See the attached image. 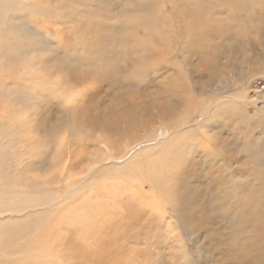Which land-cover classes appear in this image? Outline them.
<instances>
[{"label":"rangeland","instance_id":"1","mask_svg":"<svg viewBox=\"0 0 264 264\" xmlns=\"http://www.w3.org/2000/svg\"><path fill=\"white\" fill-rule=\"evenodd\" d=\"M3 9L0 133L8 140L0 141V221L41 222L32 247H47L51 252L45 255L55 264H68L63 251L70 242L76 264H128L145 248L139 238L161 246L166 263L170 251H176L182 254L178 264H187L184 256L192 264H241L238 257L246 264H264V117L257 121L256 112L264 110L260 9L255 8L254 23L207 14L202 21L213 22L207 27L188 13L185 0H0ZM212 47L219 78L209 86L213 68H206L209 59L196 51L210 55ZM160 66L163 72L158 73ZM189 66L196 71L201 66L199 78ZM119 80L126 90L107 86ZM174 93L186 101L184 108L174 107V121L182 113L180 121H192L188 126L208 113L210 99L220 97L225 104L209 127L189 132L174 126L176 134H183L175 141L170 127L159 137L166 150L150 151L158 153L154 159L163 166H157L159 182L169 186V203L152 186V176L132 169L123 153L137 150L126 148L125 138L106 140L110 132L100 127L87 131L85 123L92 116L111 122L124 101L148 104L156 112L158 99ZM232 100L257 102L253 117H243ZM113 124L127 127L119 114ZM139 133L141 146L151 142L143 137L144 129ZM199 133L206 134L205 140ZM116 160L119 169L104 168ZM135 161L147 163L149 157L139 152ZM167 214L177 228L169 229ZM192 226L206 231L194 247L188 238ZM27 227L21 242L33 235L32 226ZM187 245L192 246L190 256ZM5 252L0 251V264H31L25 253L13 259Z\"/></svg>","mask_w":264,"mask_h":264},{"label":"bare ground","instance_id":"2","mask_svg":"<svg viewBox=\"0 0 264 264\" xmlns=\"http://www.w3.org/2000/svg\"><path fill=\"white\" fill-rule=\"evenodd\" d=\"M185 3H186V10L188 11V13L193 14L194 20L199 23L200 27H207L209 25V23L210 24L213 23L211 21L208 22V19L206 21H202V18H204V17L207 18L206 17L207 14L212 15L216 18H218V14H219L220 16H223L224 18H227L228 20L234 19V20H241V23H249V22L252 23L253 21H256L257 17H255V15L258 13V12L257 13H254V12H256L258 9H260L261 13L258 14V15H260L258 19H261L262 17H264V8L262 7V5L264 4V0H185ZM256 7L258 9L255 10ZM1 13L2 14L6 13L5 9L0 11V15H1ZM2 20H3V18H2ZM145 25L148 27V23H145ZM149 29H151V28H149ZM242 29L244 30V27ZM204 32L207 33L208 31L205 30ZM239 33H242V32H239ZM205 43H210L207 38H205ZM215 51L216 50L214 47H212L210 49V51H209L210 55H207L201 49H197V51H196L198 54L203 55L209 59L207 65H205L206 68H210V67L213 68V70L209 72L210 73V76L208 78V85L209 86L213 85L215 83V81L218 80V78H219L218 61L216 59ZM138 65H140V64H138ZM141 65H142V63H141ZM190 67L191 66H189V69H190ZM114 68L119 71V69H118L119 67L117 65ZM200 68H201V66H200ZM200 68L197 71L195 69H190V72H197L198 78H199ZM127 70L133 71V69H131V68H128ZM159 72H163L162 66L159 67L158 73ZM126 73H125V75H126ZM128 78H130V77H126L123 79L127 80ZM134 80H136V79H134ZM68 81L71 82V80H68ZM119 81H117V82L116 81H113V82L109 81V82H107V86L114 87L117 85V87H119L121 91L126 90V88L128 86H124L126 84L122 83L121 80H119ZM222 86L227 87V85H222ZM228 88H234V87L230 86ZM117 94H118V92H117ZM162 95H164V94H162ZM166 95H164V96H166ZM133 96H135V93L132 94V97ZM177 96H178V93H174V94L170 95L169 99L164 98V97L159 98L158 102H157L156 112H151L150 111L151 107L148 104H140L138 106V105H136L137 103H135L133 101H128V102L124 101V103L122 105H125L126 103L127 104L125 105L126 109L123 108L122 105L120 106V108L123 109L122 111L114 110L116 108V105L113 104L110 107V110H114L113 111L114 113L110 118L111 122H107V121L102 122V121L98 120L97 117L92 116L89 119V121L85 123V125L87 127V131L91 132L92 130H95L97 127H100V128L107 130L108 132H110L111 134L110 133H109V135L106 134V137H105L106 140L112 141L115 138L114 141H116V138H118V141H120L121 138L123 140L125 138V142H124L125 147L126 148L134 147L137 150V152L135 154H129V151H127V150H125V153H123V155L126 157V160L132 166V169L136 173L139 172L138 175H141V174L146 175L147 174V175L152 176L156 182L155 185H152V186L156 187L158 189H161L164 192L165 197L169 201V203L171 201L170 193L167 190V189H169V186H167L163 180H161L159 182V175L161 173V169L159 170V168L157 166L160 165V162H159V160H157V158L154 159V157L158 153L155 152V155H153L154 154L153 152L157 149L160 152L162 150H166L165 140L160 141L159 137L165 135L170 127L173 128V132L170 133V135H171L170 139L172 141H175L176 139L179 140L181 138V136L183 135V134H176L175 132L177 130H175V127H178L177 129H180L182 126H184L186 128V130L189 132H194L196 130L198 131L202 125L207 128V127H209V125L212 121V117H213V114L215 113V111L222 108L223 105L225 104L224 101L220 97L210 99L209 104L206 108L208 110V113L204 114V117H202L201 121H199L200 123L198 122V123H195L194 126H188V123L192 122V121H190L189 119H184V120L180 121L182 113H180V115L176 118L177 122L174 121L175 116L178 115V114L175 115L174 107L180 109V108H184V106L186 104L185 100H183L181 98L178 99ZM171 98H172V102L170 101ZM121 102H123V101H121ZM136 102H138V101H136ZM92 103H93L94 109L97 110L98 106L93 101H92ZM257 104H258L257 102H252V101L251 102L244 101V102H241V104H239V105L234 100H232V102H231V105L235 108H238V107L240 108V106H241L242 116L246 117V118L253 117L252 116V112H253L252 109L255 108ZM120 112H123V114H120ZM256 112H257V114H259V120H257V119L256 120L261 121L262 118L264 117V110L258 109ZM82 113H83V111H82ZM117 114L121 115L124 118L125 122L127 123L126 128L123 126L118 127V126L113 124V121L116 120ZM138 114L142 115V118L140 119V121H138V119H137V118H139ZM201 115H203V114H201ZM83 116H84V114H83ZM82 120H83V117H82ZM140 129L141 130L144 129L145 135L143 137L146 136V139H149V138L151 139V142L149 144H146L145 146H141V141L143 140V138L142 137L140 138V135H139ZM124 135H125V137H123ZM93 136H94V134H93ZM112 136L113 137L115 136V137L112 138ZM198 136H199V138H201L203 140H205V138H206L205 133H202V134L199 133ZM109 137H111L112 139ZM90 138L92 141H94L95 139H98V137L94 138L92 136ZM156 139H158V145H156L155 144L156 142H154V140H156ZM6 140H8V135L5 132H1L0 133V141H6ZM152 143H154V144H152ZM93 144H94V142H93ZM94 148H95V146H94ZM141 148H143V149H141ZM152 149H154V151L150 152ZM139 152H142V153L148 155L149 161L147 163H142L139 161L134 162V158L136 155H138ZM162 152H164V151H162ZM202 153L205 155L206 154L205 150H203ZM176 154H178V153H176ZM182 154H178V155L180 157H182ZM178 155H175V157L176 156L178 157ZM161 156H162V154H161ZM115 162L116 163L111 162L110 166L106 165L104 168L114 167V168L119 169L120 164L117 163L118 160H116ZM161 167H163V166L161 165ZM185 168H188V167L185 166ZM9 186H10V184L6 185V187L8 189H9ZM20 187H21L22 191H31V189L27 185H20ZM36 191H40V192L46 193L48 195L53 194V190L50 188L44 189L41 187H37ZM35 195H37V194H35ZM46 200H47V198L42 199V201H44V202H46ZM134 201L137 202V200H134ZM135 202H134V204L137 205ZM139 205H141V203H139ZM127 207H129V205ZM131 210H132V208H131ZM169 216L170 215L167 214L165 216V219L168 223L169 229L173 230V229L177 228V226L179 224L177 223L175 225L174 223H171L170 220L172 218ZM181 219H182V216L179 213H176V221H180ZM34 220L35 219L32 218L29 221H26L25 223H18L14 220L6 221V220H2V218H1V221H0V251L2 249H4V251H6L5 255L13 256V259H18L22 253H25L26 257L31 261V264H55L53 262H49V260L47 259L46 255H45V253L51 252L47 247L39 246L37 249H34L32 247V244L35 242V239H36V232L39 228L38 225L41 224V222L39 224H36V221H34ZM197 222H199V219H197ZM205 224H208V221H205ZM27 226H32L31 230H32L33 235H32V237L21 242L20 236H22L24 233H26V231L28 230ZM109 226L110 225H108L107 228H110L112 226V224L110 227ZM7 227H9V228L7 231H5V228H7ZM193 227L194 226H192V229H193ZM205 232L201 231L197 227H194V229L191 232H189L188 238H191L193 240V244H192L193 247L196 246L195 244L198 242V240L201 238L202 234ZM147 234H150V232ZM150 235H152V234H150ZM92 237L97 239L96 236H92ZM147 237L148 236H145L144 239H146ZM204 238L205 237L203 236V239ZM138 242L141 243L142 245H144L145 248H143L141 250V252L138 255H136V258H134L133 256L129 257L127 259L129 261L128 264H178V261L181 259L182 254L174 253L176 251H170V254H169L170 261L166 263L163 260L164 256L161 255L160 254L161 252L158 250V248H161V246L158 247V245H156V244H152V243L149 244L148 243L149 241L147 242L146 240H143L140 238H139ZM150 242H152V241H150ZM154 242H155V240H154ZM147 246H149V249L147 248ZM192 246L187 245V247H184L185 253H187L189 255L190 254L189 250ZM151 248H153L154 250H158V251L152 252ZM64 249H65V251H63V254H64L63 259L64 260L68 259V264H76V260H75L76 255H75L73 243L70 242V243L66 244L64 246ZM7 251H10V252H7ZM178 252H181V250H179ZM172 254H173V256H172ZM44 258H45V261H44ZM237 259H238V262L241 264L246 262L245 259H239V257ZM183 260L187 264H192V261H191L192 259L190 261H188L187 256H184ZM217 264H224V263H217Z\"/></svg>","mask_w":264,"mask_h":264}]
</instances>
